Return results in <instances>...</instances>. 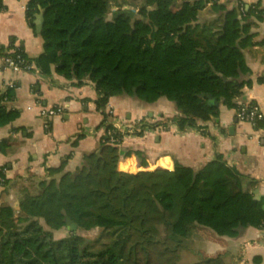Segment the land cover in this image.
Returning <instances> with one entry per match:
<instances>
[{
  "label": "trees",
  "instance_id": "trees-1",
  "mask_svg": "<svg viewBox=\"0 0 264 264\" xmlns=\"http://www.w3.org/2000/svg\"><path fill=\"white\" fill-rule=\"evenodd\" d=\"M231 2L27 0L26 16L34 31L35 14L44 12L42 52L32 57L10 39L0 43V57L10 58L22 71L36 67L48 75L54 66L57 74L75 84L92 82L98 94L94 101L103 115L99 127L115 118L105 111L109 98L127 93L145 102L175 99L186 113L140 122V130L132 134L141 136L160 124L180 131L199 128L187 109L194 105L218 116V105L211 102L220 100L216 84L229 80L231 89L221 99L238 108L243 104L233 102V96L242 85L253 83L243 41L236 42L242 34L224 27ZM235 2L245 25H254V14L264 16L261 0L248 7L244 0ZM222 38L226 46L220 45ZM257 82L264 83V76ZM17 86L18 82L0 85V126L18 115L7 110V103L17 98ZM254 126L264 128V116ZM128 134L116 143L101 138L99 149L85 155L74 171L65 170L68 158L62 157L37 182L30 177L0 179V264H228L226 252L207 256L195 249L188 239L191 230L212 239L215 234L238 237L249 227L264 229V196L254 199L256 181L249 176L235 167L220 172L216 160L197 169L173 159L170 168L119 170V145ZM24 143L25 138L4 136L0 153L11 157ZM11 187L19 193L16 206L5 199ZM67 217L77 223V231L96 233L84 237L70 230L54 238L55 230L67 229ZM186 248L202 257L182 262ZM247 264H264L263 258L255 254Z\"/></svg>",
  "mask_w": 264,
  "mask_h": 264
},
{
  "label": "crops",
  "instance_id": "crops-1",
  "mask_svg": "<svg viewBox=\"0 0 264 264\" xmlns=\"http://www.w3.org/2000/svg\"><path fill=\"white\" fill-rule=\"evenodd\" d=\"M257 0H245L247 7ZM27 0H2L0 3V43L7 44L10 39L26 52L36 57L42 52L36 32L29 26L26 16ZM260 6L264 8V0ZM224 17V27L239 29L236 42L241 47L251 68L252 85H242L240 93L233 96L232 101L245 104L255 101L264 112V83L257 78L264 76V16H253L254 25H245L238 14L235 0H232ZM214 16L208 19H213ZM237 20V22H235ZM244 28V30H243ZM74 79L65 78L51 67L48 75L35 71H16L11 66H4L0 61V85L2 87L18 82L16 99L7 103V110L18 113L11 123L0 126V138L12 136L25 138V143L11 157L0 153V179L10 181L30 177L33 182L46 177V168L58 166L62 157L68 161L65 170L74 171L84 163L87 154L96 152L100 147L103 127H99L103 115L95 103L97 89L92 82L86 81L78 85ZM224 85L216 84L220 90L216 93L220 98L219 115L206 113L197 106H190L187 114L194 115L199 128L187 127L180 131L171 125L167 130L153 126L143 135L128 134L119 145L120 159L118 169L136 173L141 170H153L159 166L170 168L173 159L199 168L203 164L216 160L220 172H227L231 167L256 181L252 192L258 189L264 196V128L256 129L255 124L236 116V107H229L221 99L231 89L229 80ZM225 84L228 87L225 88ZM229 88V89H228ZM228 89V90H227ZM62 105L64 111L51 117V126L46 127L40 115L42 106ZM108 107L116 119L145 118L147 122H155L174 114L186 113L175 99L161 97L154 102H145L127 93L113 95L109 98ZM26 127L19 131L13 128ZM31 133L28 136V133ZM79 137L78 142L74 141ZM133 154L145 167L127 170L121 166L122 158ZM246 182L242 183V188ZM0 185V192L2 191ZM17 189L11 187L5 199L14 201L16 206L19 195ZM192 243L200 244L205 255L214 256L218 252L232 253V248L240 245L239 264L247 262L260 254L264 263V229L249 227L238 237L215 234L209 239L196 229Z\"/></svg>",
  "mask_w": 264,
  "mask_h": 264
},
{
  "label": "built area",
  "instance_id": "built-area-1",
  "mask_svg": "<svg viewBox=\"0 0 264 264\" xmlns=\"http://www.w3.org/2000/svg\"><path fill=\"white\" fill-rule=\"evenodd\" d=\"M240 10L243 11V6H240ZM0 61L8 62L9 66H11L16 71L20 70L18 64L11 61L10 58L0 57ZM37 70L38 69L36 67L32 68V71L36 72ZM63 109L64 107L62 105H56L55 107L42 106L40 109V115L44 118L45 121L46 119H49L54 115L62 114V112L64 111ZM105 111L107 113L112 114V109L108 107V105H106ZM236 116L239 119L247 120L252 124H255L258 119L264 116V112L260 110L258 104L255 101H249L236 108ZM140 122H147V120L145 118H139V119L124 118L119 120L114 118L111 123L108 124L105 123L102 126L103 133L101 135V138L111 143L119 142L122 134L126 132L132 134L134 130H140V126L137 125ZM169 127L170 126L168 124L157 125V128L160 130H167L169 129Z\"/></svg>",
  "mask_w": 264,
  "mask_h": 264
},
{
  "label": "rangeland",
  "instance_id": "rangeland-1",
  "mask_svg": "<svg viewBox=\"0 0 264 264\" xmlns=\"http://www.w3.org/2000/svg\"><path fill=\"white\" fill-rule=\"evenodd\" d=\"M245 1V0H244ZM220 45L222 46H226L227 42H226V38H222L220 40ZM169 72V71H168ZM17 194L19 195V193L17 192ZM12 204L14 203V201H10ZM42 224H44L43 220L41 221ZM196 231V228H193L190 232V236H188V239L192 242V237L194 235V233ZM70 230L66 228H61L59 230H55L54 233H53V236L54 238H61L63 236H67L70 234ZM77 234L79 235H82L84 237H93L94 234L96 233V231H77L76 232ZM229 237V236H228ZM233 238V237H231ZM195 249L197 250H200L201 248V245L198 244V243H194V246H193ZM232 253H228L227 256H226V262L228 264H239L238 263V260L236 261L237 257L241 256V250H240V245H236L234 248H232ZM202 256H200V253H198V251L196 252L195 250L193 249H184L183 253H182V262L184 263H190V262H193V261H196L198 259H200Z\"/></svg>",
  "mask_w": 264,
  "mask_h": 264
},
{
  "label": "water",
  "instance_id": "water-1",
  "mask_svg": "<svg viewBox=\"0 0 264 264\" xmlns=\"http://www.w3.org/2000/svg\"><path fill=\"white\" fill-rule=\"evenodd\" d=\"M35 32L37 34L38 37V42L39 45L41 47H43L44 44V38L42 36V31H43V27H44V12H39L35 14ZM211 102L214 103L215 105H218V101L217 98H212ZM253 197L254 199L260 200L261 199V195L258 191V189H255L253 191ZM263 208H264V204H263ZM67 221V227L69 230L76 232L78 230V225L76 222H74L72 219H70L69 217L66 218Z\"/></svg>",
  "mask_w": 264,
  "mask_h": 264
},
{
  "label": "bare ground",
  "instance_id": "bare-ground-1",
  "mask_svg": "<svg viewBox=\"0 0 264 264\" xmlns=\"http://www.w3.org/2000/svg\"><path fill=\"white\" fill-rule=\"evenodd\" d=\"M139 160L134 158L133 154H130V155L122 158L121 166L125 165V168L127 170H134V168L136 166L137 167H140V166L145 167L144 165H142V163Z\"/></svg>",
  "mask_w": 264,
  "mask_h": 264
}]
</instances>
